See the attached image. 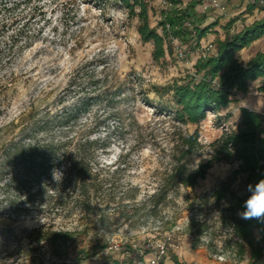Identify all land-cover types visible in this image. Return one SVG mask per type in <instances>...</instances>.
Wrapping results in <instances>:
<instances>
[{
    "label": "rangeland",
    "instance_id": "obj_1",
    "mask_svg": "<svg viewBox=\"0 0 264 264\" xmlns=\"http://www.w3.org/2000/svg\"><path fill=\"white\" fill-rule=\"evenodd\" d=\"M181 1L185 6L189 0ZM204 1L196 7L193 25L212 28L200 45L190 36L172 37V50L154 61L152 42L141 40L138 20L117 0H0V264H61L46 242H36L43 227L77 230L90 250L107 244L79 264H111L112 259L146 264L159 245L166 249L161 262L202 248L218 264L234 263L232 197L218 201L212 192L232 177L237 164L212 163L194 187L171 186L168 175L178 163L193 171L209 162L210 144L236 130L240 108L264 116V94L258 91L264 79L251 82L248 92L236 94L221 112L208 113L198 126L175 122L176 106L162 88L194 75L202 47L214 44L212 55L217 40L263 18L264 0H222L224 13L204 11ZM171 10L166 0H152L150 27L161 34L160 23ZM177 50L185 53L183 59ZM263 50L260 38L236 57L246 63ZM85 96L100 100L65 134L75 141L65 151L75 154L81 138L98 141L82 152L93 171L88 192L82 196L70 182L69 194L60 198L54 186L59 173L54 180L30 175L22 187L9 186L19 162L8 155L25 136L23 129ZM195 130L200 146L181 159L184 140ZM246 188L240 176L229 190L241 195ZM114 246L120 250L110 249ZM249 256L250 251L243 264ZM73 259L69 253L65 261Z\"/></svg>",
    "mask_w": 264,
    "mask_h": 264
},
{
    "label": "trees",
    "instance_id": "obj_2",
    "mask_svg": "<svg viewBox=\"0 0 264 264\" xmlns=\"http://www.w3.org/2000/svg\"><path fill=\"white\" fill-rule=\"evenodd\" d=\"M127 10L130 18L138 20L137 31L145 43L152 42L154 61H160L172 50V37H192L197 46L206 37L212 26L204 28L193 25L196 17V7L202 0H189L183 6L181 0H166L172 10L165 20L160 23L162 33L150 27L149 11L152 0H117ZM259 1V0H255ZM256 4L250 7L255 8ZM189 23L192 28L186 26ZM169 25L171 32L167 29ZM173 34V35H171ZM264 37V17L224 40L216 41V51L212 55L197 60L194 75L175 80L162 88L169 93L176 106L173 113L175 122L181 125L198 126L206 119L208 113H219L227 108L238 93H246L251 82L264 79V50L257 52L247 63L241 62L237 53ZM74 81V80H73ZM75 85L76 82H71ZM258 91L264 94V81ZM158 93V92H157ZM159 94V93H158ZM100 100L99 96L82 97L76 105L62 107L52 114H46L36 120H31L24 128L25 136L18 144L10 149L9 159L19 162L15 173L9 179V186L17 188L25 185V179L33 175L39 180H54L59 173L60 179L55 181V191L61 197H66L65 186L74 182L76 190L87 193V179L92 175L91 168L84 155L85 149L97 147L98 141L90 138L77 140V152L67 155L66 149L74 140L65 136L72 125H75L93 102ZM240 124L236 130L225 131L220 138L210 144L211 158L202 163L195 170L189 171L186 164H176L169 172L168 182L174 187H194L200 179H204L212 163L227 162L237 164L232 177L216 188L212 195L218 200L231 196L230 210L233 213L232 225L237 241L234 243L236 253L233 264H243L250 251L248 264H264V221L257 219L244 220L237 213L243 211V202L249 195H236L229 190L234 180L242 176L246 185L255 184L264 179V116L247 108H240ZM60 135V137H59ZM89 135H93L90 133ZM197 130L185 141L186 150L181 159H188L200 146ZM86 191H85V190ZM37 232L36 242H46L54 257L62 260L61 264H79L104 251L107 244L91 248L90 250L82 234L77 230H50L45 227ZM255 232L260 235L255 238ZM81 248L77 251V247ZM69 253H74L75 259L66 263ZM176 264H180L173 257ZM111 264H122L112 259ZM163 264V262H161Z\"/></svg>",
    "mask_w": 264,
    "mask_h": 264
},
{
    "label": "clouds",
    "instance_id": "obj_3",
    "mask_svg": "<svg viewBox=\"0 0 264 264\" xmlns=\"http://www.w3.org/2000/svg\"><path fill=\"white\" fill-rule=\"evenodd\" d=\"M246 191L249 193L243 202V211L238 215L241 219H257L264 221V179L257 183L248 184Z\"/></svg>",
    "mask_w": 264,
    "mask_h": 264
},
{
    "label": "built area",
    "instance_id": "obj_4",
    "mask_svg": "<svg viewBox=\"0 0 264 264\" xmlns=\"http://www.w3.org/2000/svg\"><path fill=\"white\" fill-rule=\"evenodd\" d=\"M201 6H202L204 11L208 10V8H209V9H212V10L218 12V13L226 12V6L222 2V0H207V1H204ZM214 47H215L214 44H211V43L207 44L206 47H202L203 51L201 52L199 58H201V57L204 58V57L208 56L209 55L208 53L210 51H213ZM177 55L180 59H183L185 57V53L182 50H177ZM110 249H114L116 251L120 250V248L118 246H114L113 248H110ZM165 250L166 249H165L164 245H159L155 256L150 258L146 262V264H161V259L165 256Z\"/></svg>",
    "mask_w": 264,
    "mask_h": 264
},
{
    "label": "crops",
    "instance_id": "obj_5",
    "mask_svg": "<svg viewBox=\"0 0 264 264\" xmlns=\"http://www.w3.org/2000/svg\"><path fill=\"white\" fill-rule=\"evenodd\" d=\"M177 259H178L177 261L180 264H218L219 263L216 262V260H214L213 258H211V256H209L206 250L202 248L191 249V252L183 255L180 254ZM163 264H176V262L171 259H166L163 261Z\"/></svg>",
    "mask_w": 264,
    "mask_h": 264
}]
</instances>
